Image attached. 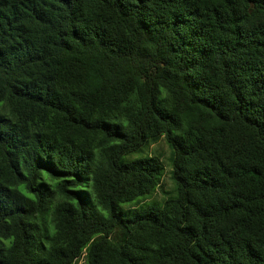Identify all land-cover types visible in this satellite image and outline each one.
I'll list each match as a JSON object with an SVG mask.
<instances>
[{
    "label": "trees",
    "instance_id": "obj_1",
    "mask_svg": "<svg viewBox=\"0 0 264 264\" xmlns=\"http://www.w3.org/2000/svg\"><path fill=\"white\" fill-rule=\"evenodd\" d=\"M80 258L264 264V0H0V264Z\"/></svg>",
    "mask_w": 264,
    "mask_h": 264
},
{
    "label": "rangeland",
    "instance_id": "obj_2",
    "mask_svg": "<svg viewBox=\"0 0 264 264\" xmlns=\"http://www.w3.org/2000/svg\"><path fill=\"white\" fill-rule=\"evenodd\" d=\"M149 152L160 154L161 163L163 165V176L161 178V182L156 191L147 196L146 198H139V205L134 208L144 210L147 207H160L163 204V201L170 195L173 194V183L171 180V167L169 164L170 158V150L167 148L166 144L163 140H160L157 143L150 144ZM127 205H122V210L124 213L128 212ZM130 214V213H129ZM131 215V214H130ZM76 264H84L83 258H80L76 261Z\"/></svg>",
    "mask_w": 264,
    "mask_h": 264
}]
</instances>
